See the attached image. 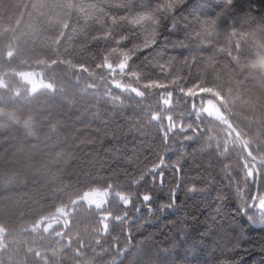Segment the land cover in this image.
<instances>
[{
  "label": "trees",
  "instance_id": "1",
  "mask_svg": "<svg viewBox=\"0 0 264 264\" xmlns=\"http://www.w3.org/2000/svg\"><path fill=\"white\" fill-rule=\"evenodd\" d=\"M160 2L0 0V172H14L0 175V264H264V221L242 213L252 162L218 102L194 100L222 98L264 161V21L241 13L234 32L216 7L201 19L217 30L199 38L169 36L172 14L154 36L131 22ZM148 37L172 43L145 48ZM58 67L53 92L14 75ZM98 189L112 193L104 206L74 204ZM60 208L68 221L50 228Z\"/></svg>",
  "mask_w": 264,
  "mask_h": 264
},
{
  "label": "snow or ice",
  "instance_id": "2",
  "mask_svg": "<svg viewBox=\"0 0 264 264\" xmlns=\"http://www.w3.org/2000/svg\"><path fill=\"white\" fill-rule=\"evenodd\" d=\"M221 8L219 17H223L222 26L225 28H232L233 31L240 27L241 16L244 18L254 17L256 19L264 21V0H250L245 5L241 3V0H223V3L217 5H208L207 0H163V2L157 3L155 6L147 5L144 6L143 10L132 18V23L136 26H140L145 23L153 25L152 35H155V26L159 23L157 16L163 18L170 15V19L173 22L171 32L169 36L177 33H183L186 38H189L191 34L195 33L199 38L201 36H207L217 30L216 19H201L202 16H208L214 8ZM191 17V19H189ZM177 18L183 21L184 24L181 26L177 22ZM229 19L233 22L229 23ZM167 31V25L164 26ZM172 43L171 40L165 38L161 43L157 44L155 39L148 37L143 42V47L147 48L149 44H155L156 47L153 49H161L164 45ZM175 47V45H173ZM157 55L161 53L158 51ZM188 95H191V90L188 91ZM204 93H201L203 95ZM163 163V161H161ZM256 170L249 169L246 172V176H254ZM154 175V174H153ZM161 175H163L161 173ZM259 204V218L264 221V196L258 197ZM143 200L150 203V195H144ZM128 201H125L127 203Z\"/></svg>",
  "mask_w": 264,
  "mask_h": 264
},
{
  "label": "rangeland",
  "instance_id": "3",
  "mask_svg": "<svg viewBox=\"0 0 264 264\" xmlns=\"http://www.w3.org/2000/svg\"><path fill=\"white\" fill-rule=\"evenodd\" d=\"M148 3H150L151 1H147ZM72 37V36H71ZM111 52L107 51L106 56L101 60L102 63H106L107 59L110 57ZM47 66H49V64H46ZM107 67L109 68V65L107 64ZM60 70V68H54V69H47V70H22L19 72L14 73L15 77L17 78V81L22 82L24 84H26L31 92H36L38 90H53V77H54V73H58ZM194 75H199V74H194ZM10 77V76H8ZM6 84L3 81V79L0 78V88L5 87ZM18 94L21 93V91H17ZM68 118V117H67ZM67 141V140H65ZM49 142H55L54 139H51V141ZM52 144V143H51ZM4 171L0 172V175H10L14 172H8L11 170H7L3 169ZM41 170L44 171L45 174L48 175L47 170H45L44 167H41ZM17 176V174H16ZM4 178H7L5 176H3ZM19 177V176H18ZM15 178L14 182H18L17 178ZM24 176L20 177L21 178V182L22 183H29L30 185H32V183L30 182V178L26 177L25 180L23 178ZM112 195L110 190H94L91 192H87L85 193L81 198L77 199L75 203L77 202H85L87 205H91V206H95V207H102L104 206L109 197ZM258 204H259V199L255 205V207L250 211L251 214L259 216V210H258ZM68 211L65 208H60L57 210V212L54 215V219L55 221H50V228L54 227V226H60L62 221H68ZM144 222V221H143ZM47 229H49L48 227H46ZM3 235H4V231L2 228H0V249H2L3 247ZM213 242V239H211V243ZM200 246H206L208 247V245L206 244H201Z\"/></svg>",
  "mask_w": 264,
  "mask_h": 264
},
{
  "label": "water",
  "instance_id": "4",
  "mask_svg": "<svg viewBox=\"0 0 264 264\" xmlns=\"http://www.w3.org/2000/svg\"><path fill=\"white\" fill-rule=\"evenodd\" d=\"M198 95L200 96L201 94H198ZM198 95L194 96V99H195L196 97H198ZM203 96H207V95H206V94H203ZM216 100L220 103V105H221V107H222L224 113L226 114V117H227L228 120H229V117H228V114H227L226 109H225V107H224V104L222 103V101H221L219 98H217ZM229 125L231 126V129H232L233 133L237 135V133L235 132V130H234L233 126H232V124L229 123ZM237 136L241 139V137H240L239 135H237ZM241 142H242V144L244 145V148H245L246 153L248 154V156H249L251 159L255 160V159L252 157V155H251V153H250V150L248 149L247 145L245 144V142H244L242 139H241ZM255 161H256L257 163H259V164H263V165H264V162H261V161H258V160H255ZM258 191H259V184H257V186H256V195H255V197H254V200H253L252 204H250V206H249L247 209H250V208L254 205V203H255V201H256V199H257ZM247 209H246V210H247ZM246 210H245V211H246Z\"/></svg>",
  "mask_w": 264,
  "mask_h": 264
}]
</instances>
